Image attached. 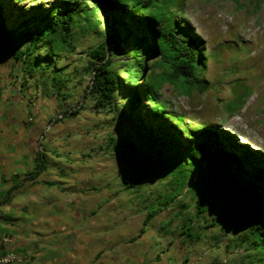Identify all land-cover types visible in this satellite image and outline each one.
<instances>
[{"label":"rangeland","instance_id":"rangeland-1","mask_svg":"<svg viewBox=\"0 0 264 264\" xmlns=\"http://www.w3.org/2000/svg\"><path fill=\"white\" fill-rule=\"evenodd\" d=\"M0 2L10 35L21 24L22 30L26 25L41 28L40 18L58 14L68 4L81 13L93 5V0ZM172 2L177 24L190 31L207 59L200 78L209 89L187 94L169 80L157 87L155 101L141 91L137 115H131L126 89L103 107L93 90L89 52L106 41L107 17L116 18L112 5L97 14V29L76 30L75 51H56L48 62L49 48L39 46L32 61L43 72L34 76L10 51H2L0 152L13 155V183L2 176L6 195L13 193V213L2 206L0 218L13 219V228L0 223V236L12 240L7 234H13V251L22 262L30 259V250L36 258L44 255V246L51 257L58 248L62 264H264L263 251L248 250L247 225L234 229L238 220L228 216L225 226H214L215 217L225 215L228 195L221 200L204 192L206 212L198 215L199 170L209 158H198L195 168L190 164L200 132L213 128L223 137L224 148L251 163L245 167L248 175L264 169V0ZM126 16L131 38L142 36L144 26L135 18L145 16ZM132 41L114 58L113 70L123 80L134 62ZM154 61L147 54L144 78L160 73ZM240 79L250 91L244 101L231 103ZM159 101L168 109H159ZM163 111L172 117H163ZM125 138L157 167L133 190L125 185L128 157L118 149ZM181 163L187 164L188 177L168 172L169 165Z\"/></svg>","mask_w":264,"mask_h":264},{"label":"trees","instance_id":"trees-1","mask_svg":"<svg viewBox=\"0 0 264 264\" xmlns=\"http://www.w3.org/2000/svg\"><path fill=\"white\" fill-rule=\"evenodd\" d=\"M71 1L78 3L79 0ZM109 5L114 6L116 18L109 20L107 17L106 22L111 26L109 32L104 34L106 41L89 52L92 59L91 67L94 69L93 90L99 106L112 105L116 92L126 89L130 96L131 115H137L142 93L146 92L149 101H155L157 87H161L169 80L181 86L187 94L192 91L205 93L209 89L205 79L200 78L206 69L207 59L198 48L199 43L190 31L177 24L175 17L178 13L174 9L172 0H116V3L114 0H93V5L86 6L87 9L82 13L76 5L68 4L62 12L40 18V23L43 24L41 28L32 30L26 25L22 30L23 24H21L12 35L7 30L4 8L0 2V61L2 51L7 50L10 51L9 55L12 58L22 62L29 76H34L38 71L43 72L32 61L38 53L39 46L49 48L50 53L44 59L48 62L54 59L53 55L56 51L66 49L75 51L73 37L76 30L83 29L86 32L97 29L100 23L97 14L101 10L105 11ZM126 15L131 18L136 15L145 16L135 18L139 25L144 26V36L131 38L133 31L129 27ZM130 40H133L132 42L135 40L134 62L126 69L127 78L123 80L113 70V63L115 56L121 54V49L128 46ZM147 54L154 56L155 61L152 66L160 70L159 74L149 79L143 76L144 70L148 68ZM53 79L57 80L56 77ZM241 80L232 88L234 97L230 100L231 103L244 101L250 91ZM57 82L61 85L65 83L63 80ZM159 109L167 110L168 107L159 101ZM161 114L163 117H172L169 112L163 111ZM173 123L180 124L177 120ZM197 140H199L198 145L194 149L196 157L191 159L190 163L192 168L199 164L198 158H209L206 168L199 170L198 215L201 216L206 212L204 192H208L211 197L221 196V200L228 195L229 203L227 206L223 205L225 210L222 211L227 216L215 217L218 222L214 226H225L228 216L235 217L238 222H234V229L247 225L250 230L248 239L251 242L248 250L252 252L261 250L264 253V169H255L258 170L255 177L248 175L245 167H250L251 163L238 156L235 151L224 148L223 137L213 128L201 131ZM118 149L121 150V154L127 155L129 161V175L125 182L128 190L136 189L142 181L152 177L157 171L153 161L142 151L136 150L130 138H125ZM40 162L39 157L36 163ZM186 166L187 164L184 163L178 166L169 165L168 172L173 176L184 174L188 177Z\"/></svg>","mask_w":264,"mask_h":264},{"label":"crops","instance_id":"crops-1","mask_svg":"<svg viewBox=\"0 0 264 264\" xmlns=\"http://www.w3.org/2000/svg\"><path fill=\"white\" fill-rule=\"evenodd\" d=\"M0 155H1V157H0V168H2V170H1L2 175L0 174V178H2L1 179L2 181L0 182V210L2 209V206H3V209H5V213L12 214L13 213V193H12V191H10L9 195H6L5 190L3 189V187H4L3 184H5L7 182H5V179L2 176L4 175V176L9 177L10 178L9 182L13 183V155H11V154L3 155L2 152H0ZM7 172H9L10 175H7ZM10 185H11L10 189L13 190V184H10ZM21 196H23V195H18L17 198L21 197ZM11 222H13V219L9 220L8 218H0V223H5L6 224V226L4 225L5 227L10 226V228H13V223H11ZM8 223H9V225H8ZM4 226H2V227H4ZM7 236H12V240H13V234L12 233L10 235L7 234ZM43 243L45 244V241H43ZM44 244H42V245H44ZM13 250H14V248H13V242H12L11 245L8 247V251L13 253V252H15ZM57 250H58V248L52 249L51 253L54 256L51 257L50 255L49 256L47 255V254H49V252H47L45 250V247L42 246V251L45 254L40 256L39 258L34 257L32 250L27 251L28 253L24 252L25 255H26V253H27V255H29L30 259L28 260L27 258H25V260L23 262L20 260V262L17 264H62L65 262V260L62 261V260H60L61 258H58L60 256H58ZM18 257H20V256H18ZM53 258H54V260H53Z\"/></svg>","mask_w":264,"mask_h":264},{"label":"built area","instance_id":"built-area-1","mask_svg":"<svg viewBox=\"0 0 264 264\" xmlns=\"http://www.w3.org/2000/svg\"><path fill=\"white\" fill-rule=\"evenodd\" d=\"M12 240L6 236L0 237V264H17L20 262L19 257L13 252L8 251Z\"/></svg>","mask_w":264,"mask_h":264}]
</instances>
